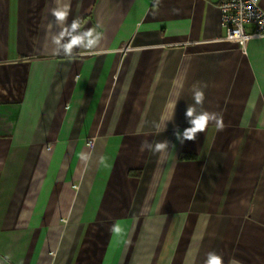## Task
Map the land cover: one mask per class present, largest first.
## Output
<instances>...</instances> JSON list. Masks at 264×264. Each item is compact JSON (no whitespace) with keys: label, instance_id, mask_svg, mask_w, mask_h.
<instances>
[{"label":"crops","instance_id":"obj_1","mask_svg":"<svg viewBox=\"0 0 264 264\" xmlns=\"http://www.w3.org/2000/svg\"><path fill=\"white\" fill-rule=\"evenodd\" d=\"M219 1L62 0L67 23L102 33L69 60L53 51V0H0L5 264H204L209 251L264 264V39L239 52ZM197 81L224 127L181 145Z\"/></svg>","mask_w":264,"mask_h":264},{"label":"clouds","instance_id":"obj_2","mask_svg":"<svg viewBox=\"0 0 264 264\" xmlns=\"http://www.w3.org/2000/svg\"><path fill=\"white\" fill-rule=\"evenodd\" d=\"M159 2V0H157ZM55 5L50 9V13L54 18L50 21L48 28H57L59 31L53 36L52 43L54 47V54H63L69 60L73 58L74 51L77 49L92 50L95 49L102 39V33L97 31V28L82 29V20L79 17L74 18L71 23H67L70 14V7L62 3V0H53ZM261 27H264V22H260ZM254 37H244V39H252ZM260 39H264V33L259 34ZM206 81H197L191 86V98L193 103L187 105L185 111V118L190 125L182 132L177 127L174 131L176 140L182 145L185 141H195L198 134L204 133L210 124H214L217 130H223L222 114L217 112H210L204 108L205 89L208 88ZM179 96L175 101L167 105L166 115L161 118L159 122L153 123L154 132L160 135L166 130L167 123L174 120L175 109ZM91 146V145H90ZM175 144H171L168 140H160L155 143H150L147 140L142 141L141 150H148L153 155L159 154L161 159L169 155L173 150L175 151ZM82 159L87 161L89 155L82 153ZM11 256L6 255L0 259V264H5L10 260ZM204 264H224L223 257L215 251L206 253ZM229 264H235L230 261Z\"/></svg>","mask_w":264,"mask_h":264},{"label":"built area","instance_id":"obj_3","mask_svg":"<svg viewBox=\"0 0 264 264\" xmlns=\"http://www.w3.org/2000/svg\"><path fill=\"white\" fill-rule=\"evenodd\" d=\"M217 8L220 13V25L225 30L224 39L236 44L239 52H244L249 39L244 37L259 36L264 33V9L260 0H220ZM253 28L251 33L246 31V26Z\"/></svg>","mask_w":264,"mask_h":264}]
</instances>
